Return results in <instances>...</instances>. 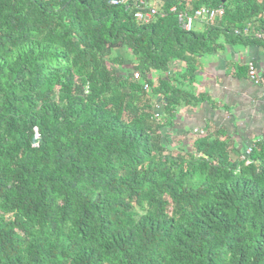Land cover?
Returning <instances> with one entry per match:
<instances>
[{"label":"trees","instance_id":"1","mask_svg":"<svg viewBox=\"0 0 264 264\" xmlns=\"http://www.w3.org/2000/svg\"><path fill=\"white\" fill-rule=\"evenodd\" d=\"M251 26L264 0H0V264H264V138L162 135L207 101L198 60Z\"/></svg>","mask_w":264,"mask_h":264},{"label":"crops","instance_id":"2","mask_svg":"<svg viewBox=\"0 0 264 264\" xmlns=\"http://www.w3.org/2000/svg\"><path fill=\"white\" fill-rule=\"evenodd\" d=\"M252 41L226 43L222 49L198 60L191 90L207 101L178 108L173 126L162 134L169 146L177 148L181 142L192 147L199 136L194 133L196 130L222 132L231 147L238 150L264 138V88L248 77V67L253 65L257 75L264 79V43ZM184 67L175 63L166 76L181 72ZM162 103L163 100H158L157 105Z\"/></svg>","mask_w":264,"mask_h":264},{"label":"built area","instance_id":"3","mask_svg":"<svg viewBox=\"0 0 264 264\" xmlns=\"http://www.w3.org/2000/svg\"><path fill=\"white\" fill-rule=\"evenodd\" d=\"M108 3L112 6H120V5H128L133 0H107ZM141 7H139V12L136 13L135 17L139 21L148 22L158 13V10L155 6L147 4L145 2L141 3ZM144 10H149V12H143ZM175 11V9H172ZM225 13V9L223 7H219L217 9H209L202 8L196 10L192 14L180 13L178 15V25L183 31H193L195 28V23H199L201 25H209L215 22V20L219 17H222ZM245 34L246 36H251L254 39L261 41L264 43V29L256 28V27H248L243 32L237 31L236 34ZM248 77L255 84L264 88V79L257 75L256 68L253 65L248 67ZM134 79L139 80V73L134 74ZM145 88L148 87L145 85ZM161 112L160 107L156 106L155 118H160ZM195 134L204 135L205 132L196 130ZM247 154L250 153L251 149L248 148L246 150Z\"/></svg>","mask_w":264,"mask_h":264},{"label":"rangeland","instance_id":"4","mask_svg":"<svg viewBox=\"0 0 264 264\" xmlns=\"http://www.w3.org/2000/svg\"><path fill=\"white\" fill-rule=\"evenodd\" d=\"M156 2H158V0H156ZM194 30L196 31H202V25L199 23H195V28ZM128 57V55H126V58ZM128 60H130V58H128Z\"/></svg>","mask_w":264,"mask_h":264}]
</instances>
